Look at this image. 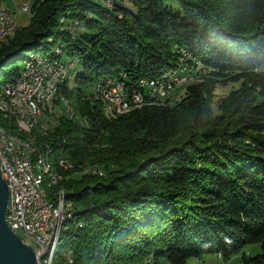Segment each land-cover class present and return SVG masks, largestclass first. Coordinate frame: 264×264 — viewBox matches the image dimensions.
I'll list each match as a JSON object with an SVG mask.
<instances>
[{"label":"trees","instance_id":"16d2710c","mask_svg":"<svg viewBox=\"0 0 264 264\" xmlns=\"http://www.w3.org/2000/svg\"><path fill=\"white\" fill-rule=\"evenodd\" d=\"M31 2L29 22L0 40V84L30 51L82 62L77 107L43 113L47 130L34 132L63 173L50 198L64 188L70 212L51 264H188L254 242L241 264H264V0ZM181 63L206 76L172 103L144 91L113 113L87 93L107 76L132 93ZM60 93L69 98L67 82Z\"/></svg>","mask_w":264,"mask_h":264},{"label":"bare ground","instance_id":"6f19581e","mask_svg":"<svg viewBox=\"0 0 264 264\" xmlns=\"http://www.w3.org/2000/svg\"><path fill=\"white\" fill-rule=\"evenodd\" d=\"M4 12H6V8L2 6L0 0V13ZM16 27L17 25L10 26L5 31L0 32V39L4 38ZM35 55L37 54L30 53L27 55L24 63L30 61ZM46 64L47 66L44 69ZM34 69L36 74H43L44 69V75L36 82V92H29L28 99H21V102L16 99L9 88L11 80L0 84V112L5 116L4 121H0V153L10 167H0V173L7 181L9 188H17V178H20L22 190H25L26 194L31 196L35 203L46 205L48 215L55 217L51 218L46 227H42V238L39 239L37 248L33 234L30 233L29 223H22V230H18L16 223L6 221L24 242L33 247L38 264H49L57 244L62 223L70 212L61 211L59 215V209L67 210L65 207L64 188L59 190L56 188L57 191L53 194L54 198H50L48 189L62 179L63 173L61 174L60 171L55 170V165L52 164L50 159L52 150L49 144L40 141L34 132L47 130L46 124L42 121L43 113H52V107H59L61 100L68 104L67 96L60 93V90L71 74L65 64L53 55L39 54L34 59ZM192 69H194L192 66L188 68L185 63H181L178 71L168 70L163 76L150 78L153 80L149 82V90H157L161 86L177 83L178 81L179 84H186L184 80L190 79V71ZM194 79L193 75L191 82ZM142 80H146V78H141L139 81ZM119 81L123 80L116 76H107L95 81L90 88L92 97L103 100L109 112H127L143 100L135 98V90L129 93L127 89L124 96L121 97V105L124 110L117 109V103L111 101L110 93L112 87H117ZM179 84L170 86L167 91L146 92L157 97H163L165 92H170ZM68 108L69 111L72 110L71 106H68ZM6 120H10L13 123V127ZM59 164L62 167L70 166V163L64 159H61ZM7 203H9V196ZM13 210H20V203H13ZM5 217H10V208H6Z\"/></svg>","mask_w":264,"mask_h":264},{"label":"built area","instance_id":"2783aa9c","mask_svg":"<svg viewBox=\"0 0 264 264\" xmlns=\"http://www.w3.org/2000/svg\"><path fill=\"white\" fill-rule=\"evenodd\" d=\"M3 1V0H2ZM32 6L31 1H25L23 4L17 5L15 9L6 8V12L0 13V32L5 31L10 26L17 25L16 23V12L18 10L27 11L29 7ZM35 55L30 61H26L19 72L9 83L10 91L15 95L16 99L21 102V99H28L29 92H36V82L44 75V69L47 64L44 66L43 74H36V70L34 69V59L39 55ZM170 70L178 71V68H172ZM189 71V70H187ZM167 71L160 74V76L165 75ZM192 71H190V79H186L184 81L190 82L192 80ZM153 79H146L142 81H138L137 84L132 87L135 89V98L136 99H145L144 91H167L170 86L177 83L167 84L165 86H161L157 90H149V82ZM127 88L124 81H119L117 87H112L111 101H115L117 103V109H123L121 105V97L124 96ZM0 167H8L7 161L0 153ZM24 170V168H22ZM13 174V173H12ZM18 180L17 188H9V203H7L6 208H10V217H5L6 221H12L16 223L18 226V230H22V223L30 224V233L33 234V238L35 239V245L37 248V243L40 238H42V227H46L49 224L51 218L46 212V205L37 204L32 200V197L27 195L25 190H22V183L20 178ZM13 203H20V210H13ZM61 210L59 209V215Z\"/></svg>","mask_w":264,"mask_h":264},{"label":"rangeland","instance_id":"374dc122","mask_svg":"<svg viewBox=\"0 0 264 264\" xmlns=\"http://www.w3.org/2000/svg\"><path fill=\"white\" fill-rule=\"evenodd\" d=\"M25 1H27V0H3V1L1 0V4H2V6H4V8H9V7L10 8H15L17 5L23 4ZM94 1L102 3V4H105V0H94ZM108 3H109V1H108ZM26 14L28 16H30L31 15V11L26 12ZM61 19H62V17L60 18V23H63L61 21ZM69 22H71V20H69ZM76 22L69 23V28L71 30V34H75L76 32H78L81 29H83V24H81L80 26H76L77 25V24H75ZM70 25H72V26H70ZM77 27H79V29ZM4 38H6V37H4ZM31 52H34V51H30L28 53V55ZM61 60L65 61L67 63L68 71L71 74L70 78H68V81H67V87H68V89H69V91L71 93H70L69 98H68V100H69L68 104L61 100L59 102V104H60L59 106H61L65 111L67 110V112H68L69 111L68 110L69 109L68 106L72 105L74 108L77 107L76 88L78 86V82H77V79H76V74L82 69V62H80L78 60V58H74L73 59L66 52L61 54ZM194 73L197 74V76H199V78H204L206 76V75H204L206 73V71L205 70H201L200 66L194 67V69L192 71V74L196 78V75ZM221 78H225V76L224 77L222 76ZM236 85H237V83H232V82H228L227 85H225V86L219 84L217 86V88L215 89V91H216L215 92V100L219 99L221 95L226 94L227 91H229L232 87H235ZM185 87H186L185 84H179L178 86H176L175 88H173L170 91L171 93L170 92H165V94L163 95L164 100L168 99L169 102L172 103L184 91ZM90 88H88V91H87L88 95L91 93V89ZM55 110H56V106H53L52 107V112H54ZM75 111H76V109H75ZM54 118L55 117L53 115H51V120L54 121ZM259 251H260V244L258 242L247 243L242 248H240L238 251L232 253L228 258H225L223 255H221V253L214 251V252L204 253V254H202L199 257H190L188 259V264H241L243 255H253V254H255L256 252H259ZM52 257H53V255H52ZM52 257H51V260H52ZM51 260H50L49 264H51Z\"/></svg>","mask_w":264,"mask_h":264},{"label":"water","instance_id":"95a60500","mask_svg":"<svg viewBox=\"0 0 264 264\" xmlns=\"http://www.w3.org/2000/svg\"><path fill=\"white\" fill-rule=\"evenodd\" d=\"M9 189L0 173V264H38L35 250L7 224L6 206Z\"/></svg>","mask_w":264,"mask_h":264},{"label":"crops","instance_id":"0c3cea01","mask_svg":"<svg viewBox=\"0 0 264 264\" xmlns=\"http://www.w3.org/2000/svg\"><path fill=\"white\" fill-rule=\"evenodd\" d=\"M28 1H32V0H28ZM15 8H11V9H15ZM28 11H31V10H28ZM28 11L18 10L16 12V23H17V26H23V25H26L29 22V19H30L31 15L28 16L26 14V12H28Z\"/></svg>","mask_w":264,"mask_h":264}]
</instances>
